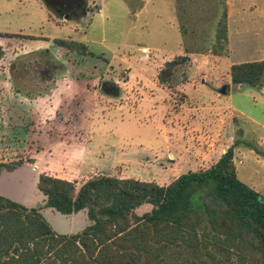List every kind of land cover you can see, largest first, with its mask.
<instances>
[{
    "label": "rangeland",
    "instance_id": "374dc122",
    "mask_svg": "<svg viewBox=\"0 0 264 264\" xmlns=\"http://www.w3.org/2000/svg\"><path fill=\"white\" fill-rule=\"evenodd\" d=\"M82 3L81 11L64 15L45 0H0V101L6 114L0 113V125L8 124L0 131V161L26 166L0 177V195L42 206L39 176L58 173L56 167L76 181L104 171L167 185L210 166L237 141L238 177L264 198V87L235 86L230 75L231 62L264 56V0ZM225 12L231 15L227 43L218 38ZM56 40L82 43L91 55ZM51 76L49 87L43 80ZM50 88L51 97L45 95ZM182 105L216 107L222 122L212 125L222 128L220 149L167 146L169 117L179 115ZM45 214L61 234L91 223L85 212L48 208Z\"/></svg>",
    "mask_w": 264,
    "mask_h": 264
},
{
    "label": "trees",
    "instance_id": "16d2710c",
    "mask_svg": "<svg viewBox=\"0 0 264 264\" xmlns=\"http://www.w3.org/2000/svg\"><path fill=\"white\" fill-rule=\"evenodd\" d=\"M227 18L225 12L218 34L225 43ZM56 41L91 55L82 43ZM230 75L235 86L262 88L264 60L234 64ZM237 144L168 185L107 173L81 181L41 174L43 206L0 195V264H264V198L239 179ZM23 164L0 162V176ZM48 208L85 212L91 223L58 233L44 214Z\"/></svg>",
    "mask_w": 264,
    "mask_h": 264
},
{
    "label": "crops",
    "instance_id": "0c3cea01",
    "mask_svg": "<svg viewBox=\"0 0 264 264\" xmlns=\"http://www.w3.org/2000/svg\"><path fill=\"white\" fill-rule=\"evenodd\" d=\"M228 4L230 6V12H231V8L233 6V3L231 1H228ZM64 17H66V16H64ZM228 18L230 20V18H231L230 13L228 15ZM228 29H229V25H228ZM181 53L182 52H179V54H181ZM259 60H264V56H262ZM255 61H257V60H255ZM232 65H234V64L231 62V67H232ZM43 81H46V85L49 84V87H52V85L54 86V77H52V76L50 79L48 78V79L43 80ZM43 81L39 85H42ZM55 82H56V80H55ZM116 83H118V82H116ZM34 84H36V83H34ZM187 84L191 85L192 82H189ZM53 94H54V90L51 88H50L49 93L47 91L45 92V95L49 96V97L53 96ZM215 96L220 98L221 94H217ZM194 97L196 100H198V98L200 96H194ZM203 102H204V100H203ZM1 103H2V101H0V113H2L1 118L2 117L5 118L6 114H4V112H3L4 108L1 106ZM177 114H179V115L169 117V121L173 124L172 125L173 128H172L171 132L169 133L170 138L166 142V144L169 148H184V149H197V148H199V149H203L205 147L207 150L216 151V150L220 149L222 147V145L225 143L221 137L223 134L222 128L220 127L219 130L217 129L216 125H218V123L215 126L212 125V122H214L216 120H221V122H222V118L218 117V115H217L216 107H210L209 108V107H205L203 105V106H200L197 108L196 107L192 108L189 106L185 107V105H182L181 109L179 110V113H177ZM183 114H185V115L183 116V119H181V115H183ZM187 114H188V116H186ZM179 117L181 119V125H180V123H178L180 120ZM185 118H187V121L185 120ZM5 121H6V119H5ZM182 124H184V125L182 126ZM220 124L221 123H219V125ZM7 126H8V124L5 125L4 127H3V125H0V131H4ZM181 130H183V131H181ZM177 132H179L180 134L183 133L185 135H187L190 132L192 134V136H188L187 139L185 137H182V138L178 137L177 138V136L174 135ZM193 134H194V136H193ZM214 134H215V136H214ZM230 146L231 145L228 144L224 148L223 153H225ZM0 162H9V160H1ZM149 162H151V161H149ZM151 164H153V163H151ZM142 165H143V163H142ZM156 166L160 167L159 164H156ZM23 167H26V166H23ZM23 167H20V168L14 170L12 172L4 171L1 174V176L5 175V174H16ZM37 167L38 166L36 165L35 168H37ZM80 169L81 168L77 169V172H79L81 174L82 171H80ZM55 171H58L59 174L58 173L49 174L48 172H44V174H47V175H50L53 177H57V178H61V179H66L69 181H76L77 180V178L70 179V178L64 176L66 174L65 171H68V170H64V173H63L62 169L59 170L56 167ZM98 173H106V172L97 171L94 174H98ZM113 175H115V174H113ZM137 179H139V178H137ZM141 180H144V179H141ZM146 181H151V180H146ZM44 203H45V200L44 201L42 200L41 205L43 206ZM36 207H38V206H36ZM44 214H45V210H44ZM45 216H46V214H45Z\"/></svg>",
    "mask_w": 264,
    "mask_h": 264
},
{
    "label": "flooded vegetation",
    "instance_id": "af4514ba",
    "mask_svg": "<svg viewBox=\"0 0 264 264\" xmlns=\"http://www.w3.org/2000/svg\"><path fill=\"white\" fill-rule=\"evenodd\" d=\"M49 6L59 13L69 15V13L81 11L84 8L82 0H46ZM80 13V12H79Z\"/></svg>",
    "mask_w": 264,
    "mask_h": 264
},
{
    "label": "water",
    "instance_id": "95a60500",
    "mask_svg": "<svg viewBox=\"0 0 264 264\" xmlns=\"http://www.w3.org/2000/svg\"><path fill=\"white\" fill-rule=\"evenodd\" d=\"M46 1V0H45ZM47 2V1H46ZM47 4L49 5V3L47 2Z\"/></svg>",
    "mask_w": 264,
    "mask_h": 264
}]
</instances>
